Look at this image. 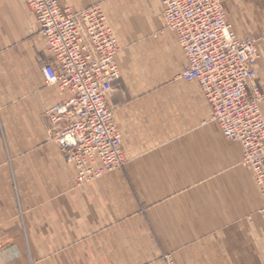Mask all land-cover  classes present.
Wrapping results in <instances>:
<instances>
[{
    "label": "crops",
    "instance_id": "1",
    "mask_svg": "<svg viewBox=\"0 0 264 264\" xmlns=\"http://www.w3.org/2000/svg\"><path fill=\"white\" fill-rule=\"evenodd\" d=\"M225 2L239 37L264 34V0ZM58 3L99 5L118 40L126 78L109 101L127 162L76 185L44 115L68 96L46 83L53 54L24 1L0 0V264H166V255L174 264H264L255 175L211 119L199 83L179 78L185 57L160 0ZM258 50L253 85L264 91V43ZM145 55L176 75L175 94L128 95V72Z\"/></svg>",
    "mask_w": 264,
    "mask_h": 264
},
{
    "label": "built area",
    "instance_id": "2",
    "mask_svg": "<svg viewBox=\"0 0 264 264\" xmlns=\"http://www.w3.org/2000/svg\"><path fill=\"white\" fill-rule=\"evenodd\" d=\"M40 25L53 59L47 84L68 92L44 115L53 139L82 186L124 167L121 132L106 95L120 78L119 43L99 5L80 10L58 0H23ZM164 28L174 32L185 63L179 78L197 81L224 137L242 147L240 163L255 175L264 198V91L253 85L262 36L239 37L221 0H160ZM264 218V205L261 208ZM167 264H173L164 256Z\"/></svg>",
    "mask_w": 264,
    "mask_h": 264
},
{
    "label": "rangeland",
    "instance_id": "3",
    "mask_svg": "<svg viewBox=\"0 0 264 264\" xmlns=\"http://www.w3.org/2000/svg\"><path fill=\"white\" fill-rule=\"evenodd\" d=\"M221 2L223 6L226 5L225 0H221ZM262 35H259V36H262ZM242 36L244 37L247 35H242ZM248 36H255V35L251 34ZM166 67L167 66L163 65V63L160 61L159 57H155V56L152 57V56H146V55L135 57L132 63V66H131V70L128 72V76H127L129 79V83H130L129 84L130 87L128 88L129 89L128 95H131V94H134V95L175 94L173 91L174 88H169L170 86L168 87V81L176 80L177 78H176V75H172L171 73H169L166 70ZM125 78L126 77L121 72L120 78L111 86L109 92L106 95L107 103L109 102L108 105L110 104L109 97L115 85L119 84L122 81V79H125ZM109 107L112 109V113H113V107L111 106V104L109 105ZM126 162H127V158H126ZM168 257L170 258V256ZM170 260L172 261L171 258Z\"/></svg>",
    "mask_w": 264,
    "mask_h": 264
},
{
    "label": "bare ground",
    "instance_id": "4",
    "mask_svg": "<svg viewBox=\"0 0 264 264\" xmlns=\"http://www.w3.org/2000/svg\"><path fill=\"white\" fill-rule=\"evenodd\" d=\"M225 9V8H224ZM264 43V42H263ZM258 52H259V50H258Z\"/></svg>",
    "mask_w": 264,
    "mask_h": 264
}]
</instances>
